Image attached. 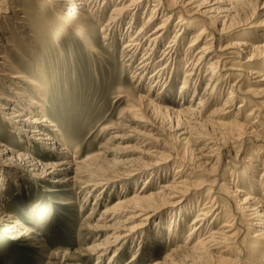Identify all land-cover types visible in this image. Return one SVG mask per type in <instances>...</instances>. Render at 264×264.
Masks as SVG:
<instances>
[{
    "label": "bare ground",
    "instance_id": "bare-ground-1",
    "mask_svg": "<svg viewBox=\"0 0 264 264\" xmlns=\"http://www.w3.org/2000/svg\"><path fill=\"white\" fill-rule=\"evenodd\" d=\"M42 1L36 2L40 10H33L58 16L60 26L72 17L75 21L84 17L74 31L94 68L105 66L108 76H113L123 67L136 84L122 92L129 96L130 103L116 125L111 138L114 141L102 152L73 164L60 130L41 116L42 104L37 101L41 108H32L36 102L33 97L44 92L47 77L22 72L18 79L12 74V70L19 71L10 59L11 51L17 50L27 61L20 48L32 55V68L37 73L46 71L45 63H41L43 49L49 47L43 38L38 39L42 33L35 34L50 24L31 22L28 10L32 8L26 7L25 1L0 0V19L9 10L14 14L13 23L0 30V81L8 90L3 94L0 91V112L16 131L26 129L31 135L27 136L38 137L60 159L45 164L27 151L2 147L1 142L0 155L18 161L36 176L57 175L63 181L75 177L86 190L87 199L99 187L121 179L138 182L149 175L142 187L130 193L127 190L104 209L98 204L93 207L90 218L97 212L99 216L90 226L104 232L103 238L88 246L89 254L97 257L96 264H105L106 254L123 245L111 255L109 264L116 262L125 244L143 234L148 221L167 207L171 211L159 220L158 228L170 218L167 239L175 244L162 260L147 264H264V33L241 38L234 32L254 17L249 14L253 0ZM110 3L114 4L109 17L97 27L93 21ZM259 9L263 14L264 3ZM119 37L124 43L117 57L114 51L120 46ZM188 39L191 42L185 48ZM99 40L108 45L107 49L99 45ZM46 58H52V54ZM205 64L209 66L204 73ZM182 72V101L178 107H171L169 102L175 100L164 93L167 89L174 92ZM202 82L205 84L199 92ZM148 83V92L142 93ZM226 89L229 96L220 102ZM188 93L192 94L189 99ZM238 100L241 103L234 110ZM158 116L171 123L173 133H167V125L159 122ZM128 151L134 155L119 161L108 158ZM74 166L76 173L71 176ZM168 169H174V174H166L164 170ZM163 173L165 179L155 187V180ZM85 174L93 178L83 179ZM187 226L191 229L180 242ZM144 241L139 242L137 252ZM66 263L79 264L70 260ZM125 264H139L138 254Z\"/></svg>",
    "mask_w": 264,
    "mask_h": 264
},
{
    "label": "rangeland",
    "instance_id": "rangeland-1",
    "mask_svg": "<svg viewBox=\"0 0 264 264\" xmlns=\"http://www.w3.org/2000/svg\"><path fill=\"white\" fill-rule=\"evenodd\" d=\"M19 1H25L26 7L32 8L28 10L31 22L37 20L42 23L49 22L50 26L42 27L35 34L42 33L39 34L38 39L43 38L49 48L43 49L45 57L41 63V65L45 63L46 71L39 73L35 71V67L32 68L35 65L32 55L30 56L20 48V51L27 58V61H24L20 58L17 50L11 51L10 59L19 71V73H14V70H12V74L18 77V74L23 72L24 74L31 73L33 77L35 75L44 79L47 77L44 92L41 95L35 94L33 97L36 102L33 103L35 105L32 108H41L38 106L37 101L42 104L40 114L48 119V123L55 125L51 127L60 130L61 137L65 141L64 147H68L67 150L71 151H69L71 154L68 158L69 161L74 164L86 160L89 156L102 152L104 146L114 141L111 138L117 130L116 125L122 120L123 112L130 103L129 96L122 92L135 85L136 81H131L130 71H123V67L113 76H108L105 66H102L103 69L101 67L99 69L94 68L89 52L74 31L75 25L79 24L78 21L85 19L84 17H80L76 21V17H72L68 23L60 26L57 20L58 16L51 14L49 11L37 12L33 10L34 8H41L40 5L36 4L38 0ZM234 1L240 2L241 0ZM251 2L249 14L254 15V17L246 23V26L243 24L244 26L234 31L236 37L238 35L241 38H251L264 33V13L262 14L259 9L264 0H253ZM113 4L110 3L105 8L103 15L93 21V24L100 27L109 17ZM12 10L2 15L0 30L3 26L8 27L13 23L14 14ZM127 22L128 20L125 25L128 24ZM13 33L14 31L11 32L12 35ZM98 42L100 46L107 49L108 45H102V40ZM190 42L191 39H188L184 47L187 48ZM123 43L124 39L119 37L117 44L120 46H117L114 51L117 57L119 55L117 52H119V48ZM51 54L52 58H46L47 55ZM109 54L106 53V55ZM21 63L22 65L18 68ZM106 64L109 65V62ZM184 66L185 64L182 65V68ZM208 66L209 64L203 66L204 73L207 71ZM124 73L126 75L123 76ZM182 75L183 72L174 84V92L167 89L164 93L165 97H172L175 100L174 103L169 102L171 107H178L182 101L179 94L180 86L183 83ZM18 79L20 78L18 77ZM123 79H126V82H122ZM204 84L205 82L200 84L199 92L202 91ZM150 85L151 83L146 84L142 89V93H147ZM162 89L160 88V91ZM0 91L2 94L4 92L8 93L7 88L3 86L1 81ZM223 96L220 102H224V99L229 96V89H226ZM186 97L189 99L192 94L188 93ZM240 103L241 100H238L234 110L239 108ZM158 119L159 122L162 121L167 125V133H173L174 130L169 121L161 119L159 116ZM8 120L9 118L0 112V142L3 144L2 147L9 146L15 152L27 151L45 164L60 159L38 137L37 139L30 138L31 135L26 129H20V132L16 131ZM17 124L20 126L19 123ZM123 130L121 129L122 132ZM26 133L30 136H27ZM129 143L132 145L134 141ZM129 143L124 142V145H129ZM132 154L134 155L133 151H128L115 155L111 154L108 158L112 159L114 157L113 161H119V159L131 157ZM107 164L111 165L109 166L110 169H113L111 162H107ZM173 170L164 171L171 176L174 174ZM71 172V176L76 173L75 166L71 168ZM261 172L260 170L256 174L260 176ZM165 173L155 180V187L165 179ZM148 176H142L138 182L137 180L132 182L126 181L128 179H121L117 183L99 187L91 191L87 199L86 190L81 187L82 184L76 182L75 177L70 181H63L64 178L57 175L36 176L25 170V167L18 161L0 155V264H65L69 260L70 263L96 264L97 257L89 254L88 246L103 238L104 232L95 231L90 226L99 216V212H97L90 218L93 207L98 204L100 209H104L107 204L116 202L119 196L125 194L127 190L130 193L133 192L134 188L139 189L142 187ZM82 178L92 179L93 177L85 174ZM209 178L214 180L212 176H209ZM103 188L104 191L101 193ZM194 200L195 198L192 199V202ZM169 211H171V207L162 209L158 215L149 220L146 229L144 226L141 231L144 232V236L139 234L134 240L135 242L133 239L128 241L119 253L117 263L113 262L112 264H125L131 260L135 253L138 254L139 264L162 260L167 251H170V248L175 244L174 241L171 242L167 239L170 235L167 226L171 223L170 218L168 220L166 218L165 226L158 228V225H160L159 220L163 219ZM4 217L8 220H3ZM193 217L194 214L190 221L188 220V223L192 221ZM12 226H16V228ZM190 229L189 226L184 229L182 235H180V242L181 240L183 242ZM144 238L143 248L137 252L140 246L139 242ZM122 246L117 245L106 254L105 264L110 263L111 255L117 248Z\"/></svg>",
    "mask_w": 264,
    "mask_h": 264
}]
</instances>
